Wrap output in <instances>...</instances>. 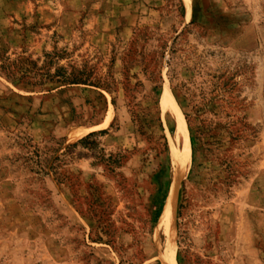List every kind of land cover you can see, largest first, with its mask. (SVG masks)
<instances>
[{
	"label": "rangeland",
	"instance_id": "rangeland-1",
	"mask_svg": "<svg viewBox=\"0 0 264 264\" xmlns=\"http://www.w3.org/2000/svg\"><path fill=\"white\" fill-rule=\"evenodd\" d=\"M20 1L0 0V264H163L166 91L190 146L174 264H264V0Z\"/></svg>",
	"mask_w": 264,
	"mask_h": 264
},
{
	"label": "bare ground",
	"instance_id": "bare-ground-1",
	"mask_svg": "<svg viewBox=\"0 0 264 264\" xmlns=\"http://www.w3.org/2000/svg\"><path fill=\"white\" fill-rule=\"evenodd\" d=\"M161 104L162 107L169 112V117L174 122V133L170 136L171 156L174 163V171L171 177L173 185L170 189L169 196L166 197L167 201L158 219L157 231H161L165 236V239L159 245L161 249L162 263L174 264L173 221L176 209L177 186L181 175L186 170L190 158V146L183 118L172 100V97L167 91L162 96Z\"/></svg>",
	"mask_w": 264,
	"mask_h": 264
},
{
	"label": "trees",
	"instance_id": "trees-1",
	"mask_svg": "<svg viewBox=\"0 0 264 264\" xmlns=\"http://www.w3.org/2000/svg\"><path fill=\"white\" fill-rule=\"evenodd\" d=\"M45 56L49 57L50 61L54 57L57 60L61 59L59 53H57V52L45 53ZM9 67L10 66L4 65V64L0 65V69L4 70L6 72V74H8L9 76H12L13 71ZM38 69L44 71L43 73H41V75L42 76L45 75L44 80H47L49 82L58 83V84H62V85L86 84V85L98 86L97 84L93 83L90 79H88L87 76L84 75L82 70H80L76 67H73V66H70V70L67 71L66 67H64L62 65H56L54 67L53 73L49 72V68L45 64H43ZM25 71H27V69H25ZM98 132H102V131H98ZM95 133L96 132H90L85 137H88V136L93 135ZM85 137L81 138L80 140L84 139ZM162 207H163V204H161L158 207V209L156 211V217L161 212Z\"/></svg>",
	"mask_w": 264,
	"mask_h": 264
},
{
	"label": "crops",
	"instance_id": "crops-1",
	"mask_svg": "<svg viewBox=\"0 0 264 264\" xmlns=\"http://www.w3.org/2000/svg\"><path fill=\"white\" fill-rule=\"evenodd\" d=\"M25 2H26L25 0L20 1L21 4H25Z\"/></svg>",
	"mask_w": 264,
	"mask_h": 264
},
{
	"label": "water",
	"instance_id": "water-1",
	"mask_svg": "<svg viewBox=\"0 0 264 264\" xmlns=\"http://www.w3.org/2000/svg\"><path fill=\"white\" fill-rule=\"evenodd\" d=\"M168 193H169V191H168ZM168 193H167V196H168ZM167 196H166V197H167ZM165 201H166V198H165Z\"/></svg>",
	"mask_w": 264,
	"mask_h": 264
}]
</instances>
